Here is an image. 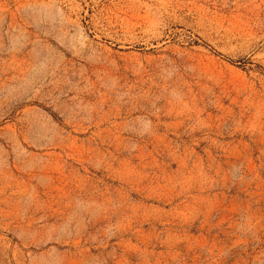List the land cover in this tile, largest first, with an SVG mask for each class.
Masks as SVG:
<instances>
[{"label":"rangeland","instance_id":"rangeland-1","mask_svg":"<svg viewBox=\"0 0 264 264\" xmlns=\"http://www.w3.org/2000/svg\"><path fill=\"white\" fill-rule=\"evenodd\" d=\"M0 264H264V0H0Z\"/></svg>","mask_w":264,"mask_h":264}]
</instances>
